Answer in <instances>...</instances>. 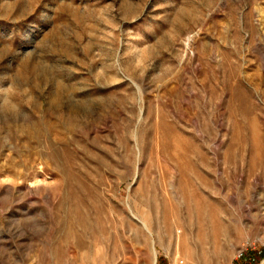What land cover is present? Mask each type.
I'll return each instance as SVG.
<instances>
[{
	"label": "rangeland",
	"instance_id": "obj_1",
	"mask_svg": "<svg viewBox=\"0 0 264 264\" xmlns=\"http://www.w3.org/2000/svg\"><path fill=\"white\" fill-rule=\"evenodd\" d=\"M153 260L264 263V0H0V264Z\"/></svg>",
	"mask_w": 264,
	"mask_h": 264
},
{
	"label": "bare ground",
	"instance_id": "obj_2",
	"mask_svg": "<svg viewBox=\"0 0 264 264\" xmlns=\"http://www.w3.org/2000/svg\"><path fill=\"white\" fill-rule=\"evenodd\" d=\"M155 252V251H154ZM152 264H155V260H153V263ZM179 264V263H178ZM264 264V263H263Z\"/></svg>",
	"mask_w": 264,
	"mask_h": 264
}]
</instances>
